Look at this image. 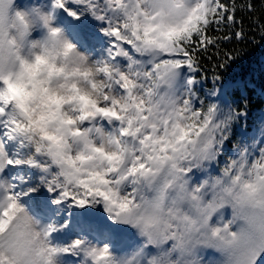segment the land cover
Here are the masks:
<instances>
[{"label": "clouds", "instance_id": "clouds-1", "mask_svg": "<svg viewBox=\"0 0 264 264\" xmlns=\"http://www.w3.org/2000/svg\"><path fill=\"white\" fill-rule=\"evenodd\" d=\"M198 2L180 0L177 7L173 0H121L108 7L120 8L116 26L125 39L133 41L136 53L152 59L160 58L165 48L174 46L177 36L192 27L191 9ZM94 6L106 10L105 3ZM60 8L56 0H50L47 8L0 0V105L31 149L23 158L39 159L40 169H46L40 177L46 188L59 184L104 208L137 189L136 202L128 210L112 207L115 220L134 228L140 244L121 255L104 244L84 245L79 264H254L264 251V147L249 160L246 148L240 146L238 156L225 158L219 174L190 184L191 177L183 169L215 160L219 152L215 146L221 144V133L234 116L225 111L217 118L215 107L208 114L213 104L185 106V97L165 90L152 97L148 119H142L136 102L144 97L149 103V98L140 87L133 88L135 73L125 82L127 89L117 87L118 64L80 52L55 23ZM85 12L92 14L85 6L79 10L81 15ZM34 31L39 35L33 37ZM120 68L129 72L127 65ZM150 68L140 65V76ZM140 83L147 86L144 79ZM99 108H115L122 121L110 119ZM101 120L111 127L105 128ZM149 125L152 139L141 144L136 133ZM121 127L128 128L129 134L121 136ZM136 155L145 157L158 178L153 175L147 183L141 182L143 170L130 178L129 165ZM97 192H104L107 199ZM3 207L7 208L6 201ZM225 207L231 210L227 219ZM21 209L4 238L3 252L10 264H47L49 248L64 247L50 242L51 223H42L23 205ZM207 249L218 252L220 258L205 259Z\"/></svg>", "mask_w": 264, "mask_h": 264}, {"label": "snow or ice", "instance_id": "snow-or-ice-1", "mask_svg": "<svg viewBox=\"0 0 264 264\" xmlns=\"http://www.w3.org/2000/svg\"><path fill=\"white\" fill-rule=\"evenodd\" d=\"M57 4L61 8H65V2L62 0H56ZM74 3L83 5L88 7L91 11L92 15L97 19H107L108 26L104 29L105 33L111 37H115L113 48L108 50V59L112 61L113 58L117 56H125L128 58V69L129 72L123 71L117 65L118 69V79L114 81V84L119 87L122 91L127 89L128 85L125 83L126 81H131L130 73H135L137 76V80L133 84V88L140 87L145 96L149 98V103H145L144 97H141L137 102L136 106L140 112V116L142 119L147 120V113L151 111L150 102L154 95L159 94V90L161 84L163 85H171V81L173 77L176 75V70L181 66H187L189 71H195L197 68L196 64V52L201 50V46H205L203 50L206 51L207 46L212 45L216 42L220 37L212 38L207 35L209 28L213 25H222L227 22L229 28H231L235 23V11L236 4L235 0H232V3H226L225 0H199V2L195 5L194 8L191 9L192 14L195 16V22L192 27L186 29L182 36H177L174 46L165 48L163 50L162 56L160 58H152L148 61L151 64L150 71L143 77L140 76L138 68L140 65H143V62L137 61L128 55L127 51L123 48L122 44L126 43L131 46V48L135 51V45L132 40L125 39L121 28L116 26L119 21L116 19V14L120 13V8L108 7L111 4H121V0H103L102 3H105L106 10H100L98 7L94 5L101 3L100 0H89L87 4H84V0H73ZM173 3L176 4L177 7L180 6V0H173ZM243 7V6H241ZM249 10L254 11L251 5L248 6ZM65 11L69 13V15L76 16L77 12L65 8ZM113 13V16H107V13ZM127 25H124V29L127 30ZM217 31H223L222 28H217ZM235 37H242V31H237L233 34ZM224 40L231 39V36L223 37ZM144 54V53H140ZM167 56L168 58H163ZM144 79L147 81V86L140 83V80ZM193 77H189L187 83L191 85ZM167 95V94H165ZM110 98L106 97V100ZM115 104V101H112ZM185 106H191L190 98L185 97L183 101ZM203 104V102H202ZM121 108L125 107L124 105L120 106ZM214 105H209L208 114L213 113ZM7 109L0 105V127H3L5 130L3 132V136L7 137V139H16L19 138L21 133L17 129L16 122L14 120L7 119ZM199 109L197 112L199 113ZM98 112L109 115L110 119L114 118L115 121H122V117L120 113L115 109H106L99 108ZM152 126H146L145 128L138 129L136 136L138 138V142L143 144L146 140L152 139ZM121 136H126L129 134V129L126 127H121L119 129ZM159 131V128H157ZM142 133V135H141ZM147 159H151L149 156ZM134 163L129 165V176L130 178H135L137 175H140V170H143V174L140 175V181L147 183L153 175H156L158 178V174L154 173V170L151 169L146 163V159L142 155H136L134 157ZM6 165L11 166H19V165H28L41 168V161L39 159H25V158H17L15 155L13 157H9L4 148V140L0 139V169H3ZM46 171V169H43ZM190 169H183L184 172L189 171ZM109 181L105 178V183ZM133 184L137 183L135 179H133ZM152 183H155V180H152ZM150 186V185H149ZM15 185L7 182L0 181V264H10L8 257L3 252V241L4 238L12 231V226L14 223V218L17 212L21 211V204L19 203V197L24 195L25 193L14 191ZM55 189L59 190V196L54 203H59L61 200H65L71 198L75 204L79 206H83L88 203L86 198H81L74 196L72 193L67 191V189H62L59 184L54 186H48V190L50 192ZM31 190V189H29ZM195 192V190H194ZM87 195V194H86ZM96 195L104 197L107 199L106 194L104 192H97ZM137 196V189L133 188V190L127 194L125 198L117 201H111V203L105 204V211L109 213L110 216L115 220L116 216L113 214L114 204L116 208L121 211L128 210L130 205L135 204ZM198 199V197H194ZM7 202V208L3 207L4 202ZM212 205H209L211 208ZM9 210H12L11 213ZM49 232L55 230L54 225L48 226ZM175 239V237H172ZM82 242L80 240H74L72 243L73 248L81 249ZM69 248H49V255L47 257V264H53L52 256L60 253V252H68ZM88 250L85 249V254H87Z\"/></svg>", "mask_w": 264, "mask_h": 264}, {"label": "trees", "instance_id": "trees-1", "mask_svg": "<svg viewBox=\"0 0 264 264\" xmlns=\"http://www.w3.org/2000/svg\"><path fill=\"white\" fill-rule=\"evenodd\" d=\"M225 2L231 4L232 0H225ZM235 4L236 23L231 28L227 22L222 25L213 24L209 28L207 35L212 38L220 37V39L207 46L206 51L203 50L205 46H201V50L195 54L197 68L192 71V77L195 81L194 91L197 95L195 108H199L202 102L203 104L214 105L211 96L218 87L226 81H237V85L226 92L229 104L216 107L217 118L223 116L225 111L231 113L234 118L223 129L221 135L224 138L221 144L215 146L219 148L215 160H205L202 162L203 166L197 167L206 170V176L213 175L208 169L212 165L220 163L223 154H231V149L235 147V142L240 138L241 129L250 128L252 123L259 120V114L264 112L262 95L264 91V65L260 59V56L264 54V0H235ZM249 5L254 11L249 10ZM217 28H222L223 31H217ZM237 31H242V37L237 38L233 35ZM225 36H231V39L224 40L223 37ZM140 59L141 62H146L141 57ZM176 77L177 74L173 77L169 88L168 85H163L159 91L163 92V89L167 88L170 94L174 92L173 83ZM245 154L250 159L249 150ZM190 184L195 183L190 179ZM71 203L72 209L86 207V204L79 206L73 201ZM95 204L103 207L102 203ZM216 215L212 217L213 223L216 221ZM119 229L124 233L136 234V230L131 226L119 227ZM263 253L264 251H261L256 260Z\"/></svg>", "mask_w": 264, "mask_h": 264}, {"label": "rangeland", "instance_id": "rangeland-1", "mask_svg": "<svg viewBox=\"0 0 264 264\" xmlns=\"http://www.w3.org/2000/svg\"><path fill=\"white\" fill-rule=\"evenodd\" d=\"M48 0H40L37 2H34L35 4H39L44 8H47ZM102 3L103 0H100ZM15 5L19 7L25 6V4H32L27 2L26 0H14ZM84 7L83 5H79L73 2V0H66L65 8H68L70 10H73L77 12L76 16L69 15L67 11H65V8H60L58 11L65 12L70 16V19L74 21L75 25L71 26V30H66L65 34L68 36V38L77 46L78 50L84 54H91V58L96 59L100 57H108V50L113 48V43L106 42L102 39V33L101 31L106 29L108 26L107 19H97L92 14L85 12L82 15L79 14V10ZM107 16L111 15V13H107ZM77 23V24H76ZM98 31V32H97ZM39 35L38 31H34L32 33L33 37H36ZM81 45H79L80 41ZM115 40V39H114ZM113 40V41H114ZM128 55L131 56V54L128 52L126 48H124ZM146 55V54H141ZM118 60V56L112 59L113 63H116ZM127 65V64H126ZM125 63L121 65L120 67L126 66ZM187 68V66H185ZM148 68V67H146ZM180 69H182L180 67ZM188 69V68H187ZM189 71V70H188ZM187 73V71H186ZM188 74V73H187ZM189 75H192V71H189ZM177 82H180L179 86L181 87L180 91L179 89L174 92V96H182L186 97V95H189L190 93V87L194 84V79L192 80L191 85L187 83L188 78L182 79L178 77ZM175 83V82H174ZM177 84V83H176ZM169 88V86H168ZM170 90V89H169ZM169 92V91H168ZM170 93V92H169ZM217 93V92H216ZM215 93V94H216ZM173 95V93H172ZM218 97H216V100ZM100 123L103 126V120L100 121ZM110 126L106 127L109 128ZM4 128L0 127V139L4 140V148L5 152L9 157H15L17 158H23L31 149L29 146H26L24 142L21 141L20 138L16 139H7V137L3 136ZM244 145H246L247 141L251 142L252 147H250V159H252L254 156L259 154V149L264 147V122L260 121L259 123L256 122V125L251 127V134L248 135L245 133L244 135ZM238 141V140H237ZM235 142V148L238 150L240 142ZM239 154L235 155L232 158H235ZM249 159V160H250ZM8 166V165H6ZM6 169V172L8 175H5L4 169H0V181H7L15 185L14 191L25 193L24 195H21L19 197V203L24 206L25 210L28 211L32 216L35 211L38 209H42L45 205L50 204L51 202H54L57 200L59 196V190L50 192L48 188L44 186L40 182V177L44 176L45 173L43 170H41L38 167L34 166H28V165H19V166H11ZM197 184V183H195ZM39 185V187H36ZM34 189V190H29ZM86 207L90 208L94 215L98 218H102L104 213L106 212L103 208H100L99 206H96L95 204L89 202L86 203ZM105 217L108 218L107 221H112L118 228H127L130 227L127 224L120 223L114 219L111 218L109 213H105ZM59 217L54 214H52L50 223L51 224H58ZM44 223V222H42ZM89 225L83 229H85L83 232L79 230L75 225L71 226L73 229L72 232L65 234L64 237H61L60 240L56 243H52L54 245H58L60 247H67L69 248L68 252H60L57 253L56 257L54 258L55 264H79L83 256L77 251V248L72 247V243L74 240H79V234L78 232H88L89 233V245L96 244V245H107L110 250L113 252L112 248V242L113 239H107L104 235L103 231H99L100 234L90 233ZM57 230H59V224L56 226ZM134 230V229H130ZM86 235V234H85ZM66 254V256H65Z\"/></svg>", "mask_w": 264, "mask_h": 264}]
</instances>
